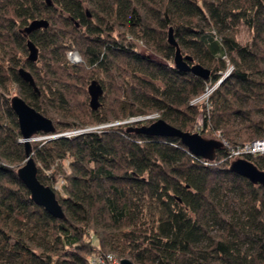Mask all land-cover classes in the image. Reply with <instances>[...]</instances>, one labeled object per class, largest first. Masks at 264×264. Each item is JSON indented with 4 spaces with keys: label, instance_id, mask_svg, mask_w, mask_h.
<instances>
[{
    "label": "trees",
    "instance_id": "trees-1",
    "mask_svg": "<svg viewBox=\"0 0 264 264\" xmlns=\"http://www.w3.org/2000/svg\"><path fill=\"white\" fill-rule=\"evenodd\" d=\"M33 18L48 24L21 32ZM169 26L207 78L174 67ZM69 47L80 61H68ZM93 78L103 88L95 109ZM12 88L55 127L31 145L63 219L17 176L25 154ZM156 117L232 146L264 137V0H0V264H97L107 254L134 264H264V185L230 171L225 146L208 160L176 136L126 130ZM243 157L264 169V152Z\"/></svg>",
    "mask_w": 264,
    "mask_h": 264
},
{
    "label": "water",
    "instance_id": "water-1",
    "mask_svg": "<svg viewBox=\"0 0 264 264\" xmlns=\"http://www.w3.org/2000/svg\"><path fill=\"white\" fill-rule=\"evenodd\" d=\"M49 3V0H47ZM87 15L89 12L87 10ZM48 21L45 18H33L24 27L20 29L24 34H29L31 31L46 27ZM77 24V22H75ZM167 42L174 46L173 65L181 71H190L203 78L209 76V69L198 62L193 61V58L188 53H183L172 33V28L169 26L167 30ZM28 60H35L37 57V46L29 38L26 39ZM20 77L27 81L34 90H37L34 79L31 73L23 66L18 67ZM103 88L99 81L95 78L91 79L87 84V92L89 95L88 103L92 109H95L100 104V96ZM10 106L17 117L18 128L21 133L19 139L24 148L25 160L17 167L16 173L19 179L24 183L30 192L31 199L38 205L42 206L53 217L63 219L65 214L59 203L54 190L47 184H44L37 177V166L32 156L31 140L37 132L41 131L53 136L55 127L52 120L40 113L34 107L27 104L24 99L17 93L11 95ZM146 118L149 115L145 116ZM137 120V119H135ZM127 131L135 133H144L147 135L160 136H176L187 149L205 159L212 160L215 157L216 149L222 148L223 144L220 139L215 137H205L197 131H187L180 129L161 117L152 119L149 122L129 123L126 126ZM59 135H64L60 133ZM228 169L236 174L246 177L252 183L264 185V169L258 168L253 162L245 157H236L229 161ZM119 264H134L129 257L119 259Z\"/></svg>",
    "mask_w": 264,
    "mask_h": 264
},
{
    "label": "built area",
    "instance_id": "built-area-1",
    "mask_svg": "<svg viewBox=\"0 0 264 264\" xmlns=\"http://www.w3.org/2000/svg\"><path fill=\"white\" fill-rule=\"evenodd\" d=\"M65 55L66 58L68 59V61L70 62H78L81 60V57L78 53V51L75 48L69 47L66 49L65 51ZM231 66L229 65L228 68L226 69V71L224 73H227L230 70ZM220 80V78L215 82V84L211 87H207L205 89V91L198 95L195 96L194 98H192L190 100L191 103H195L197 102L199 99H206L208 93L210 92V90H212V88L218 83V81ZM149 117H154V115H149ZM140 118H146L145 116H138V117H129L127 119H124L122 121H115V122H124V121H133L135 119H140ZM148 118V117H147ZM112 124L111 122L108 123H101V124H97V125H93L90 127H85V128H79V129H71V130H67V131H63L61 133H63L64 135H71L83 130H91V129H98L100 127L106 126ZM57 133H53L52 135H56ZM60 134V133H58ZM223 146L227 147V155L233 159L236 157H243L244 154L247 153H261L264 152V137L261 138H255L251 141H246L243 142L241 144H238L236 146H232L229 145L228 141L225 139H220ZM111 259V260H110ZM95 261L97 264H105L106 261H108L109 264H118L116 261L113 260L112 255L111 254H107L106 255V259L102 256H97L95 258Z\"/></svg>",
    "mask_w": 264,
    "mask_h": 264
},
{
    "label": "rangeland",
    "instance_id": "rangeland-1",
    "mask_svg": "<svg viewBox=\"0 0 264 264\" xmlns=\"http://www.w3.org/2000/svg\"><path fill=\"white\" fill-rule=\"evenodd\" d=\"M237 38L241 41V42H244L246 40H248L250 38V31L248 28H246L244 25H241L240 26V30L237 34ZM226 73H222L221 75H224ZM89 83V82H88ZM87 88V87H86ZM17 93V89L16 88H12L11 90V95ZM89 97V95H88ZM89 100V98H88ZM151 115H154L156 116V114H151ZM146 116V115H145ZM157 118V117H156ZM124 120V119H123ZM116 121H119V120H116ZM93 125H97V124H87L85 125V127H90V126H93ZM85 127H81V128H85ZM76 129H79V128H76ZM67 130H71V129H65L64 131H67ZM45 134H36L35 136H33V139L32 140H38V139H41L44 137ZM31 140V141H32ZM230 145V144H229ZM62 182V179H58L56 182L53 183L54 187H56L57 189L59 188L60 186V183ZM112 255V258L114 261H116L118 264H119V259L122 258V257H119L117 256L116 254H111ZM95 258L97 256H94ZM111 260V259H110Z\"/></svg>",
    "mask_w": 264,
    "mask_h": 264
}]
</instances>
